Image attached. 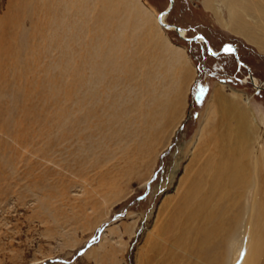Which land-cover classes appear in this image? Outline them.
<instances>
[{"label": "rangeland", "instance_id": "374dc122", "mask_svg": "<svg viewBox=\"0 0 264 264\" xmlns=\"http://www.w3.org/2000/svg\"><path fill=\"white\" fill-rule=\"evenodd\" d=\"M228 1L213 0L227 22ZM112 2L113 26L101 32L95 0H0V264H149L160 208L186 174L216 89L225 99L212 102L201 141L232 104L247 124L263 127L264 52L224 27L203 0H175L167 15L187 39L155 23L170 0ZM200 34L206 41L188 40ZM118 36L127 39L123 51L104 65ZM226 43L244 65L231 52L207 50ZM170 51L188 55L195 72L189 89ZM146 72L153 93L175 104L150 137L152 126L137 111L149 109Z\"/></svg>", "mask_w": 264, "mask_h": 264}, {"label": "bare ground", "instance_id": "6f19581e", "mask_svg": "<svg viewBox=\"0 0 264 264\" xmlns=\"http://www.w3.org/2000/svg\"><path fill=\"white\" fill-rule=\"evenodd\" d=\"M81 1L86 4L88 0ZM96 3L95 19L98 22V29L105 32L109 26H113L112 13L115 5L113 6L112 0H95L94 4ZM173 4L169 12L173 9ZM129 5L131 6V4ZM203 5L215 11L224 27L240 34L241 37L243 36L264 52V0H229L226 5L229 15L228 22L221 16L220 10L214 9L213 0H203ZM135 6L137 7V5ZM79 10L83 11L84 15L90 11L86 6ZM135 12L136 15L140 14V17L141 14H145L151 21V16L144 12L140 6L135 9ZM169 12L164 11L160 17H155V23L160 30H162L161 27L164 29L173 28L167 22ZM134 15L132 12L130 16L137 19ZM252 20L256 22L254 28L250 22ZM162 24H166L167 27ZM137 28L139 29V27ZM120 29L123 31L124 25L120 26ZM179 31L185 36L180 28ZM120 37L118 36L117 40H114V46L103 55L104 65L112 64L113 59L117 58V53L123 49L127 39L122 41ZM196 39L204 41L202 34L198 35ZM172 55L173 63L180 66L179 69L183 74L181 77L182 86L189 89L195 78L194 69L189 67L187 62L189 57L176 51L172 52ZM237 57L240 65H244L238 53ZM79 69L75 72L76 78L81 75V69ZM124 70L127 71L125 68L119 67L116 72L123 73ZM92 71L93 74L95 71L98 73V68L92 66ZM142 75L144 81L141 83V88L144 91V97H147L149 109H144L145 104L137 111H142L146 120L144 123L149 127L152 126L150 137L155 125L166 118L167 113L175 108V104L165 100L161 96L162 94L155 95L153 93L151 74L146 72ZM102 78L105 77L102 76L101 80ZM248 79L256 87L260 86L254 76L250 75ZM98 80L100 81V79ZM101 84L103 83L101 82ZM219 89H216L212 99L215 102L225 99V96H221ZM75 90L76 85L73 86V94ZM76 100L78 102L79 99ZM212 102L204 112L201 128L196 135L199 141L196 140L193 143L194 151L191 153L186 174L180 181L175 196L165 199L160 208L154 231L150 235L154 239L148 248L151 251L147 260L149 264H264V113L258 114V119L263 124V127L258 129L247 124L246 115L241 106L232 104L230 112L225 118L226 121H222L219 126L212 125V123L207 128V124L212 119V112H214L212 110L215 104L213 105ZM248 102L251 106V101ZM205 125H207L205 130L207 138L201 141ZM17 126L26 131L25 123H17ZM3 129L5 128L3 127ZM21 132L23 131L21 130ZM253 141H258L255 147Z\"/></svg>", "mask_w": 264, "mask_h": 264}, {"label": "water", "instance_id": "95a60500", "mask_svg": "<svg viewBox=\"0 0 264 264\" xmlns=\"http://www.w3.org/2000/svg\"><path fill=\"white\" fill-rule=\"evenodd\" d=\"M173 1H174V0H170L169 8H168L167 10H165L166 13L169 12V10L171 9L172 4H173ZM162 25H163L164 27H167L166 24H162ZM173 28H174V29H175V30H176V31H177L182 37H184L185 39H187L185 36H183V35L180 33V31H179V27H178V26L174 25ZM202 38L204 39V41H206V39H205V37H204L203 35H202ZM192 39H196V37L189 38L188 40H192ZM228 48H231V49L233 50L231 53H233V54L235 55L237 61L239 62L238 57H237V53H236V49H235V46H234V45H232V44H230V43H226V44H224V45L222 46V48H221L220 51H213L212 48H211V46H210L209 44H207V50H208V52H209L210 54H212V55H218V54L221 53V52H228V51H227ZM239 63H240V62H239Z\"/></svg>", "mask_w": 264, "mask_h": 264}, {"label": "snow or ice", "instance_id": "6c2138e0", "mask_svg": "<svg viewBox=\"0 0 264 264\" xmlns=\"http://www.w3.org/2000/svg\"><path fill=\"white\" fill-rule=\"evenodd\" d=\"M227 51H228V52H232L233 50H232L231 48H228Z\"/></svg>", "mask_w": 264, "mask_h": 264}]
</instances>
